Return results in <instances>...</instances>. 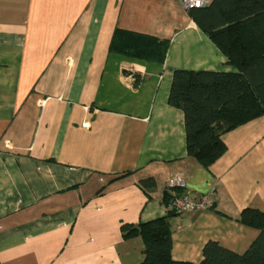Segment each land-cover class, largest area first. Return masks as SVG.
<instances>
[{
    "label": "crops",
    "instance_id": "obj_1",
    "mask_svg": "<svg viewBox=\"0 0 264 264\" xmlns=\"http://www.w3.org/2000/svg\"><path fill=\"white\" fill-rule=\"evenodd\" d=\"M177 69L237 70L178 0H0V264H140L123 225L167 215L176 175L214 197L171 218L173 258L248 249L259 230L238 218L264 210V115L204 167L169 103Z\"/></svg>",
    "mask_w": 264,
    "mask_h": 264
},
{
    "label": "trees",
    "instance_id": "obj_2",
    "mask_svg": "<svg viewBox=\"0 0 264 264\" xmlns=\"http://www.w3.org/2000/svg\"><path fill=\"white\" fill-rule=\"evenodd\" d=\"M189 11L237 69H177L173 75L169 103L185 114L188 155L209 168L228 149L226 133L264 115V0H211ZM156 184L153 177L139 181L144 190ZM176 214L180 213L169 211L138 225H123L125 238L144 240L140 264H195L172 256L170 220ZM238 220L259 230L248 249L237 253L210 240L198 264H264V210L247 207Z\"/></svg>",
    "mask_w": 264,
    "mask_h": 264
},
{
    "label": "built area",
    "instance_id": "obj_3",
    "mask_svg": "<svg viewBox=\"0 0 264 264\" xmlns=\"http://www.w3.org/2000/svg\"><path fill=\"white\" fill-rule=\"evenodd\" d=\"M189 11L194 8H201L209 5L211 0H178ZM185 186V182L181 176H174L169 187L173 189L170 195L168 207L171 211L183 214L200 209H206L212 206L214 192L202 195L192 196L188 191L181 190Z\"/></svg>",
    "mask_w": 264,
    "mask_h": 264
}]
</instances>
